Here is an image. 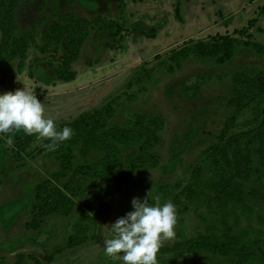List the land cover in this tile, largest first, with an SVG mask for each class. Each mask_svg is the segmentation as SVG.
<instances>
[{"label":"rangeland","instance_id":"1","mask_svg":"<svg viewBox=\"0 0 264 264\" xmlns=\"http://www.w3.org/2000/svg\"><path fill=\"white\" fill-rule=\"evenodd\" d=\"M43 14L101 20L73 64L76 78L65 82L55 76L49 63L59 62L52 48L42 54L31 47L25 59L0 58V93L24 89L27 84L56 123L72 121L112 99L118 101L116 124L130 123L137 114L162 118V143L156 149L161 162L155 169L134 172L109 211L89 218L88 242L65 249L77 232L85 203L107 182L87 181L82 195L74 197L77 206L72 215L51 216L39 230L28 229L36 186L59 172L60 163L40 151L42 140L31 144L28 154L17 160L15 141L9 145L0 137V264H15L18 255L33 257L22 264H121L104 254V239L111 237V225L133 210L132 199L143 200L148 195L153 202L157 198L161 203L172 202L177 211L175 237L162 242L158 264H235L236 257L193 253L182 247L200 234L221 230L217 214L204 203L208 193L202 186L198 202L182 195L197 174L201 181L212 178L214 159L230 163L231 169L244 175L227 143L236 135L252 136L254 129L264 127V96L259 92L264 88H254L251 92L255 94L235 114L234 80L240 79L241 89L244 81L264 74V56L243 44L252 40L264 46V0H22L16 15L19 33L30 32L38 46L44 44L43 32L56 21L34 27ZM109 23L119 29L118 36L102 28ZM229 37L238 47L222 66L215 63L220 57L217 50L203 55L199 48L186 57L176 54L183 59L180 67L169 59L174 50ZM238 148H245V142ZM122 150L126 169L136 150ZM253 150L256 167L259 154L256 147ZM244 188L264 194V169L262 178L252 177ZM248 200L253 214L232 210L238 216L230 218V225L237 235L259 241L257 255L248 264H264V224L259 220L264 217V203Z\"/></svg>","mask_w":264,"mask_h":264},{"label":"trees","instance_id":"2","mask_svg":"<svg viewBox=\"0 0 264 264\" xmlns=\"http://www.w3.org/2000/svg\"><path fill=\"white\" fill-rule=\"evenodd\" d=\"M21 1L0 0V58L3 60L25 59L31 47L38 48L42 54L48 53L52 48L51 50L58 55L59 62L57 65L53 62L49 63L55 76L65 82L74 80L76 71L73 70V64L79 59L90 31L96 24L101 23V20L89 21L74 14L61 17H55L53 14L40 15L34 27L44 25L50 20L56 21L43 32L41 39L44 44L38 46L30 32L19 33L16 15ZM102 28L112 36H118L119 29L113 24L103 25ZM203 44L185 47L178 52L174 50V55L169 56V59L176 64V67H180L183 59L175 57L176 54L186 57L189 52H197L199 48V54L203 55L211 50H217L216 53L220 54V57L215 60V63L222 66L232 59L238 47L236 40L230 37ZM207 44L210 48L206 47ZM243 44L264 56V46L259 43L247 40ZM171 70H174V67H171ZM239 80H234L237 88V101L233 104L236 108L235 114L240 113L246 100L255 94L251 92L254 88H264V74L248 79V83L244 81L241 89L239 83L242 82H238ZM259 92H263L264 96V90ZM262 101L264 102V99ZM117 102V99H112L105 105L85 112L72 121L55 122L58 129L67 125L74 134L54 150H47L45 145L50 141L41 139L43 147L40 151L45 155L56 157L60 167L59 172L36 186L32 219L27 224L28 229L39 230L46 219L51 216L68 217L72 215L77 206L74 197L82 195L87 181L107 182L85 203L77 225V232L70 237L65 249H74L88 242L90 225L87 222L89 218L102 217L109 211L123 185L131 181L134 172L144 168L155 169L161 162V156L156 153V149L162 143L160 133L164 128V119L154 115L137 114L135 120L130 123L116 124L114 118ZM252 133V136L241 133L229 139L227 143L234 162L239 163L236 166L237 169H242L244 175L231 169L230 163L214 159L211 161L212 178L201 181V175L197 174L185 189L182 196L189 202H198L202 198L200 193V186H202V189L208 193L204 203L208 210L217 214L221 230L219 234H200L197 238L183 243L182 247H187L193 253L204 252L220 257H236L235 264H248L254 261L259 241H250L237 235L230 225V218L238 216L237 213H232V210L253 214L249 198L264 203V194L246 191L244 188V182L252 177L262 178L263 176L264 127L254 129ZM12 139L15 141L18 152L15 155L17 160L23 159L24 154H28L27 149L37 141L35 135L27 136L23 133L13 134ZM241 142H245V148L237 149ZM253 147H256L259 154L256 167ZM123 148L136 150L134 159L126 169H124ZM93 158H96L95 161H92ZM75 160H79L80 163L76 165ZM230 162L233 163V161ZM259 220L264 224V217H259ZM54 255L53 253L51 258ZM25 259H33V257L18 255L15 264H22Z\"/></svg>","mask_w":264,"mask_h":264},{"label":"clouds","instance_id":"3","mask_svg":"<svg viewBox=\"0 0 264 264\" xmlns=\"http://www.w3.org/2000/svg\"><path fill=\"white\" fill-rule=\"evenodd\" d=\"M15 133L49 140L47 150H54L74 134L67 125L58 129L27 84L24 89L0 93V137L10 145ZM131 206L132 211L111 225L112 235L103 242L104 254L121 264H158L162 242L175 237L176 206L158 198L153 202L149 195L143 200L134 197Z\"/></svg>","mask_w":264,"mask_h":264}]
</instances>
